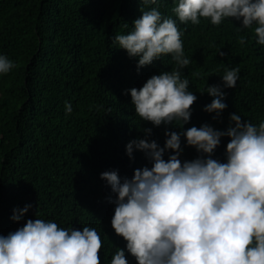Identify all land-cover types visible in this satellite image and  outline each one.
I'll list each match as a JSON object with an SVG mask.
<instances>
[{
    "label": "trees",
    "instance_id": "16d2710c",
    "mask_svg": "<svg viewBox=\"0 0 264 264\" xmlns=\"http://www.w3.org/2000/svg\"><path fill=\"white\" fill-rule=\"evenodd\" d=\"M172 7L173 0H159V10L175 18ZM140 15L139 0H0V53L15 63L0 76V234L36 217L95 228L101 264L124 247L111 226L112 193L100 173L131 177L148 164L143 152L134 149L130 159L125 148L145 137L144 128H152L148 138L163 146L166 126L141 121L124 90L175 67L164 56L138 71L136 59L115 48L112 37L129 31ZM177 23L191 61L182 75L197 96L184 128L207 122L224 129L234 111L254 124L264 120V46L256 44L254 29H240L232 19L219 26L205 19ZM225 67H239V78L235 88L223 89L227 107L213 120L215 114L203 110L213 97L201 91L220 83ZM66 102L72 106L67 115ZM228 140L221 139L214 158L223 160ZM182 147V160L196 156L183 140ZM26 204L31 207L23 218L12 220L13 210Z\"/></svg>",
    "mask_w": 264,
    "mask_h": 264
},
{
    "label": "clouds",
    "instance_id": "9594fccd",
    "mask_svg": "<svg viewBox=\"0 0 264 264\" xmlns=\"http://www.w3.org/2000/svg\"><path fill=\"white\" fill-rule=\"evenodd\" d=\"M139 8L132 28L112 37L115 48L135 58L138 71L164 56L175 67L124 90L141 121L166 126L165 142L160 146L149 139L152 128H144L145 137L128 141L125 148L130 159L134 149L143 152L148 164L131 177H121L118 170L100 173L112 193L111 226L126 242L110 264H133L127 256L135 264H264V120L254 124L234 111L224 129L207 122L184 128L197 96L182 75L191 61L177 23L198 25L205 19L219 26L232 19L240 29H254L256 44L264 46V0H173L175 18L159 10V0H139ZM238 43L244 45L245 38ZM14 67L0 53V76ZM220 77V83H206L201 91L213 97L203 106L215 114L213 120L227 107L223 89L236 87L239 67H225ZM64 107L66 115L71 113L70 103ZM223 137L229 140L221 160L214 153ZM182 140L195 149L193 159H181ZM30 207L14 209L11 219L20 221ZM101 248L93 227H60L35 217L0 234V264H101Z\"/></svg>",
    "mask_w": 264,
    "mask_h": 264
}]
</instances>
